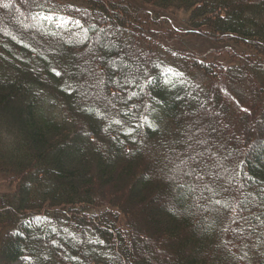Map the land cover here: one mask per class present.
Wrapping results in <instances>:
<instances>
[{"label":"trees","instance_id":"trees-1","mask_svg":"<svg viewBox=\"0 0 264 264\" xmlns=\"http://www.w3.org/2000/svg\"><path fill=\"white\" fill-rule=\"evenodd\" d=\"M2 1L27 26L0 20V175L15 185L0 264H165L141 254L132 220L162 198L149 219L170 264H264V0H141L190 14L185 36L216 49L201 58L117 0ZM208 111L235 179L198 191L170 169Z\"/></svg>","mask_w":264,"mask_h":264},{"label":"rangeland","instance_id":"rangeland-1","mask_svg":"<svg viewBox=\"0 0 264 264\" xmlns=\"http://www.w3.org/2000/svg\"><path fill=\"white\" fill-rule=\"evenodd\" d=\"M118 2L122 3V7L128 6L130 9H133L136 11V16L139 17V26L145 27L148 26L155 32H159L160 30L164 32L165 36L168 40H165L164 44L168 45L169 47H174L176 49L181 48L182 50L188 52H191L196 57H205L207 55H210L209 52L212 45H214L211 42H208L202 38H196L191 36H185V34L189 31V25H188V19L190 14L184 12V11H173V10H167L162 11L158 8H155L153 5H148L145 3H141V0H117ZM4 5H10V0H3L2 1ZM124 5V6H123ZM15 7L11 6V9H2L0 10V20H4L7 18H11V21L15 25V27H22L27 26L26 23L23 22H17L18 20L15 19V16L12 18L11 11L14 10ZM23 16V15H22ZM21 15L19 17L20 21L23 18ZM60 19H66L65 15L58 16ZM23 20V19H22ZM157 22V25H155L153 22ZM63 24H70L71 22L69 20H63ZM169 37H167V35ZM6 36H16L17 34L13 31H9L5 33ZM110 37L108 32L104 34V37ZM112 37V35H111ZM118 46L124 45L123 42H119L117 40H114ZM99 44L100 40L93 46L92 53L90 57L95 56L99 52ZM209 48V49H208ZM226 48H223V51H225ZM217 54L214 55V57ZM230 56V55H229ZM219 57V55H218ZM225 58V57H223ZM113 66L115 67L117 63L115 61L112 62ZM126 64V63H125ZM133 65V64H131ZM96 78H93L95 80ZM128 81L131 82V78H128ZM86 89H80L78 92H83L84 97H88V94L86 92ZM247 94H249L248 89H243ZM97 95L101 96L103 95L102 87L100 89L95 90ZM103 104V103H102ZM105 105V104H104ZM99 107V106H98ZM104 106H100L99 109L103 108ZM222 121L217 117L214 113L211 111H208L206 113H203L201 115H198L196 118V122L193 125L192 130H194L197 133V137L195 135L194 140L191 141V152L188 153L189 159H187L186 163H182L185 156H182V158L174 161V163L171 164V172L180 170H186L188 174V177L191 175V180H189L190 183L194 185L196 190H201L204 188H208L209 186H219V179H226L231 178L235 179L234 177V171L236 169V164H226L225 160V147L223 144L220 146V150L215 148V145L218 143H221L222 136H221V125ZM199 154V155H197ZM190 157H195V159H190ZM68 158L66 162H68ZM228 166L230 171H225L224 173H221L218 175H212L209 177V179H205L206 177L203 176L202 171L204 170V173L212 172V170L215 167H222V166ZM178 174L179 172H175ZM181 183L187 182L185 179H180ZM15 189L14 184H10L3 175H0V195L4 193H10L13 192ZM213 189H212V195H213ZM163 203V205H160ZM166 200L163 198L161 201L157 202V205L154 207L150 206H139L137 210V214L132 218L133 223L135 225L136 230V241L139 245L141 254H143L148 259H151L153 261H156L157 259L161 260L163 259L165 264H170L172 261V258L175 254V250L172 248L171 245H166L165 247L158 237L155 235V232L153 231L151 227V221L149 219V216H155L158 212V210L163 207L166 204ZM121 220L124 222L126 221L122 215ZM36 224V223H35ZM243 253V252H242Z\"/></svg>","mask_w":264,"mask_h":264},{"label":"snow or ice","instance_id":"snow-or-ice-1","mask_svg":"<svg viewBox=\"0 0 264 264\" xmlns=\"http://www.w3.org/2000/svg\"><path fill=\"white\" fill-rule=\"evenodd\" d=\"M46 19H47V17H46ZM76 23H79V22L77 21ZM56 75H60V73L57 72ZM197 155H199V154H197ZM190 159H195V157H190ZM185 163H186V162H185ZM186 174H191V173H186Z\"/></svg>","mask_w":264,"mask_h":264}]
</instances>
